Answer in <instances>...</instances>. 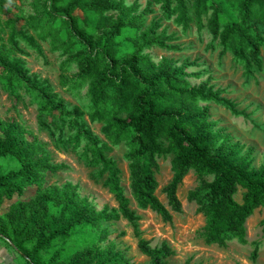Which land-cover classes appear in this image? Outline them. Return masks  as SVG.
Masks as SVG:
<instances>
[{
	"label": "trees",
	"instance_id": "16d2710c",
	"mask_svg": "<svg viewBox=\"0 0 264 264\" xmlns=\"http://www.w3.org/2000/svg\"><path fill=\"white\" fill-rule=\"evenodd\" d=\"M14 1L0 0V90L16 104L28 100L36 107L39 130L93 170V181L104 180L118 208L99 212L80 197L79 186L50 184L67 166L55 164L47 146L15 119H0V243L26 264H132L109 240V225L126 220L150 264H169L175 250L167 243L153 249L144 238L122 170L110 157L123 145L139 209L173 221L157 195L156 176L159 161L171 157L172 181L164 189L170 209L182 213L178 192L194 172L198 186L188 200L206 220L205 244L247 246V222L264 209V168L254 170L249 157L226 143L209 109L214 103L240 116L237 105L211 80L202 81L208 68L188 74L187 62L156 64L146 51H182L179 37L162 30L163 22H172L183 34L205 31L212 38L208 51L218 45L222 58L230 53L254 79L264 63V0H149L144 11L128 0H44L20 27ZM157 8L161 19L148 24ZM38 39L65 58L63 69L76 70L62 77V86L87 90L86 111L70 109L48 80L31 75L22 44L43 55ZM190 79L201 82L192 86ZM95 124L102 137L91 130ZM260 225L264 233V219ZM259 251L255 244L254 261Z\"/></svg>",
	"mask_w": 264,
	"mask_h": 264
},
{
	"label": "rangeland",
	"instance_id": "374dc122",
	"mask_svg": "<svg viewBox=\"0 0 264 264\" xmlns=\"http://www.w3.org/2000/svg\"><path fill=\"white\" fill-rule=\"evenodd\" d=\"M42 1L44 0L14 1L16 7L12 10L13 14L23 18L18 27L24 26L26 18L37 13L36 6ZM128 2H138L141 10L144 11L149 0H128ZM155 10L157 12L148 17V24L154 19H161L158 8ZM27 28L32 29L31 26H27ZM162 30H166L169 35L179 37L176 44L182 46V51L153 49L146 52L151 55L156 64L168 60L180 67L187 62L186 73L188 74L208 68L209 71L202 81L211 80V86L215 87V91L221 92L222 98L234 102L241 114L235 116L224 107L214 103L209 104L211 120L216 124V130L224 136H228L229 139L226 140L228 145L234 146L242 156L251 159L254 170L263 169L264 63L261 70H256L255 78L249 79L246 77L244 69L234 64L233 56L230 53L222 58L220 56L222 49L218 45L215 50L208 51L207 45L212 42V38L205 31L200 34L192 29L189 33L183 34L182 30L172 22H163ZM31 34L34 33L31 32ZM38 43L42 46L43 55L35 53L22 44L28 54L22 58L30 69L31 75L48 80L70 109L79 107L86 111L89 103L87 90L72 92L68 87L62 86V77L71 78L76 70L67 71L62 68L65 58L53 51L49 42L38 39ZM262 57L264 61V48ZM190 81L192 86H198L201 82L197 79H190ZM0 119L6 121L15 119L47 146L55 164L67 166V169L51 176L50 184L61 186L72 183L79 186L80 197L88 199L99 212L105 208H118L113 196L106 189L104 180L99 183L93 181V170L81 164L74 153L56 149L50 137L39 130L36 107L31 106L28 100L26 104H16L0 90ZM90 128L95 134L101 136L100 125H90ZM125 154L126 148L121 145L114 149L110 157L117 162L122 170L123 186L128 197L132 200V210L141 216L139 224L144 238L150 242L153 249L161 248L164 243H167L171 249L175 250L176 255L168 259L169 264H264V233L260 225L264 219V209L257 210L247 222V246H242L237 241L231 242L227 248L207 246L202 237L206 220L204 216L197 213L198 206L188 200L189 193L198 186L194 172L186 177L179 189L178 197L182 203V213L178 214L170 209L167 196L164 193V189L171 183L173 176L171 157L159 161L161 169L156 175L159 182L157 195L173 216L172 222H165L160 215L139 209L132 199L129 188V168ZM242 195L243 191L240 190L236 196L237 201L242 202ZM109 227L111 232L109 240L116 243L132 264H150L151 260L139 251L133 227L126 220L112 223ZM255 244L260 245V251L258 259L254 261L252 256ZM0 261L2 264H26L20 255L2 243H0Z\"/></svg>",
	"mask_w": 264,
	"mask_h": 264
}]
</instances>
